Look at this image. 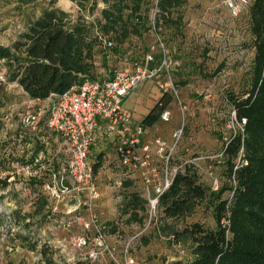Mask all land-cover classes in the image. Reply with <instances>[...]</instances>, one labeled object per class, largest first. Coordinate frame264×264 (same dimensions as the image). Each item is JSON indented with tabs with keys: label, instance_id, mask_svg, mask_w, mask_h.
I'll use <instances>...</instances> for the list:
<instances>
[{
	"label": "rangeland",
	"instance_id": "rangeland-1",
	"mask_svg": "<svg viewBox=\"0 0 264 264\" xmlns=\"http://www.w3.org/2000/svg\"><path fill=\"white\" fill-rule=\"evenodd\" d=\"M180 1L167 14V21L157 27L153 26L156 1L143 0L138 13L146 11L148 22L137 33L129 32L120 43L115 34L101 31L111 41L109 48L92 37L94 30L100 32L96 19L104 7L101 0L94 4L88 0L80 6L73 0H34L27 4L0 0V47L15 57H23L15 46L22 41L20 34L42 9L51 5L69 13L72 22L81 17L88 25L91 73L95 79L107 77L115 70L131 71L134 63L141 62L146 54L152 57V66L160 64L155 78L140 82L122 98L121 108L133 120L139 121L163 93L159 83L168 78L175 90L165 108L168 121H158L141 137L149 147L147 167L125 173L117 164L109 139L97 140L90 147L89 159L99 162L94 178L98 195L87 203L85 191L71 189L68 181L64 183L68 192L57 191V197L43 190L42 184L50 183L49 159L55 158V152L60 156L53 139L62 140L42 128L21 133L18 115L35 104L16 82L8 79L14 65L12 59H8V65L7 59L0 58V75L4 78L0 82V264H125L127 259H132L130 264H169L185 261L189 253L185 243L172 240L168 227L179 228L194 221L213 225L203 206H197L181 220H172L163 216L157 200L153 207L148 206L146 197L155 196L152 189L165 172L168 171L170 180L174 167L182 169L187 164L192 165L199 182L219 185V151L238 128L232 109L222 96L224 91L239 92L246 86L252 57L246 31L250 0ZM126 2L129 7V0ZM124 15L131 23L137 21L131 20L135 15L127 10ZM148 25L151 28L146 30ZM48 104V100H43L40 106L46 109ZM181 120L183 132L179 142L170 152L167 148L157 152L155 139L167 142ZM37 145L43 167L32 166L34 177L24 176L19 166L37 154H33ZM98 153L100 159L96 158ZM152 167L155 172L150 171ZM131 193L140 200L135 208L136 218L130 221L123 210ZM42 199L45 204L39 207ZM130 209L127 207V211ZM61 218L69 219V225L58 226ZM97 231L102 234L103 244L96 258H91L87 253L95 245ZM78 235L86 239L82 247L71 244V239Z\"/></svg>",
	"mask_w": 264,
	"mask_h": 264
},
{
	"label": "trees",
	"instance_id": "trees-1",
	"mask_svg": "<svg viewBox=\"0 0 264 264\" xmlns=\"http://www.w3.org/2000/svg\"><path fill=\"white\" fill-rule=\"evenodd\" d=\"M15 1L27 4L34 0ZM73 1L80 6L88 0ZM101 1L104 7L99 10L96 26L100 34H115L116 42H122L129 32L137 33L148 22L146 11L138 13L143 0H129V7L127 0ZM90 2L94 4L96 0ZM179 3L180 0H156L153 26L166 22L167 14ZM125 10L135 15L131 20L137 21L129 22ZM150 28L148 25L145 29ZM89 31L81 17L72 22L69 13L59 8L50 5L42 9L20 34L22 41L15 44L22 58L0 47V58L12 59L14 63L8 79L16 82L29 100H42L84 79H95L91 73ZM246 31L252 51L246 86L239 92L224 91L222 96L232 109L238 128L220 148L219 185L213 188L199 182L192 165L187 164L174 173L168 187L157 196V207L164 217L181 220L197 206H203L213 222L212 226L194 221L179 228L168 227L172 240L185 243L189 253L185 261L169 264H264V0H250ZM95 32L92 37L96 39ZM6 63L11 65L10 60ZM170 100L168 93H162L139 120L140 124L151 127L157 123ZM39 149L37 145L33 154ZM100 155L96 158L100 159ZM98 166L99 162L93 163L94 171ZM139 200L138 195L131 193L125 203L132 208L123 210L130 221L136 218ZM39 204L42 207L45 201L42 199ZM41 252L44 254L45 250L42 248Z\"/></svg>",
	"mask_w": 264,
	"mask_h": 264
},
{
	"label": "built area",
	"instance_id": "built-area-1",
	"mask_svg": "<svg viewBox=\"0 0 264 264\" xmlns=\"http://www.w3.org/2000/svg\"><path fill=\"white\" fill-rule=\"evenodd\" d=\"M95 37L97 42L104 47L111 46V41L97 31ZM152 63V57L146 54L141 62L134 63L131 71L115 70L107 77L84 79L59 94L51 93L45 99L30 100L35 104L34 108L19 113L18 125L23 130L21 133H24V130L42 128L52 134L54 138L58 137L62 140L60 142L56 138L53 139L57 145V152L60 151V156H57L55 152L53 153L55 158L49 159V165H51L49 169L50 183L42 184V188L47 194L57 197V191L68 192L69 188L64 184L68 181V184L72 185L71 189L85 191L87 203L97 197V187L94 183L95 171L93 163L88 157L90 147L97 140L109 139L111 141L117 164L121 169H124L125 173L148 166L149 147L146 143H142L141 137L150 127L141 125L139 121L133 120L126 114L121 108V102L122 98L137 84L142 81H150L157 76L160 64L152 66ZM3 81L4 78L0 75V82ZM158 87L163 93L166 92L169 95L175 91L168 78L159 83ZM43 100L49 102L46 109L40 106ZM168 117L169 113L164 109L159 114L158 121H168ZM182 132L183 121L181 120L170 132L167 142L162 138L155 139L156 151L159 152L162 148H167L170 152L181 139ZM62 143L64 144L63 148L60 147ZM41 156L42 153L39 152L31 157L30 161L25 159L19 166L20 172L24 176L34 177L35 170H32V166L43 167V164L40 163ZM164 159L167 160L168 155ZM177 170H179L178 167L173 168L172 176ZM150 171L155 172V168H150ZM167 173L165 172L161 181L154 185L152 190L155 196L146 197L148 206L153 207L158 194L170 184L172 176L169 180ZM64 219H58L57 225L68 226L70 220ZM93 240L95 245L88 250L87 254L91 258H96L99 248L103 244L102 234L97 231ZM85 243L86 239L83 236L78 235L71 239V244L75 247H82ZM130 263H132V259L125 261V264Z\"/></svg>",
	"mask_w": 264,
	"mask_h": 264
}]
</instances>
